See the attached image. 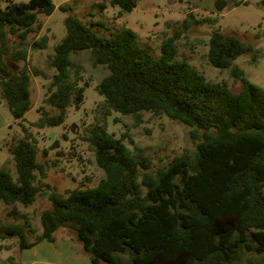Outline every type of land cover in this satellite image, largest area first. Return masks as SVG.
<instances>
[{"label":"trees","instance_id":"obj_1","mask_svg":"<svg viewBox=\"0 0 264 264\" xmlns=\"http://www.w3.org/2000/svg\"><path fill=\"white\" fill-rule=\"evenodd\" d=\"M137 1L109 4L120 8L121 17ZM214 5L218 14L228 6L226 0ZM54 9L52 0H9L6 8L0 6V96L15 119L24 120L31 107L32 77L24 53L14 56L24 61L18 71L4 60L7 33L19 38V46L26 45L27 35L40 26L39 16H50ZM70 9L61 6L64 12ZM64 23L66 36L50 59L56 73L44 99L57 112H41V107L36 127L62 125L66 109L82 103L81 78L70 81V56L90 50L94 64L109 70L98 85L107 110L165 115L190 128L196 152L192 159L175 157L154 172L149 156L131 151L125 137L117 138L104 124L92 129L86 141L106 177L94 187L63 195L49 184H36L38 177L47 178L37 141L27 133L13 137L5 146L15 175L0 167V204L28 207L42 194L52 208L41 212L42 232L34 240L27 236L36 230L26 214L24 223L5 225L0 239L16 237L19 249L26 250L41 241L54 242L58 229L68 226L91 264H264V88L233 66L253 48L235 33L215 30L209 39L208 60L214 67L231 68L241 83L234 91L179 58L177 36L166 39L154 56L129 28L102 36L93 28L104 23L87 25L73 15ZM12 214L17 212L8 211Z\"/></svg>","mask_w":264,"mask_h":264},{"label":"rangeland","instance_id":"obj_2","mask_svg":"<svg viewBox=\"0 0 264 264\" xmlns=\"http://www.w3.org/2000/svg\"><path fill=\"white\" fill-rule=\"evenodd\" d=\"M52 1L55 5L53 13L50 16H39L40 26L27 35L26 45L19 46V38L7 33L4 60L14 72L18 71L24 61H15L14 56L24 53L32 77L31 107L24 120L15 119L6 101L0 96V126L5 127L3 130L6 134L0 137V147L9 154L5 143L11 138L24 137L27 133L30 140L35 139L40 148L39 161L45 163L47 173L46 179L37 178L36 184L41 187L49 184L58 193L65 195L69 189L98 185L106 174L98 166L93 147L86 138L92 129L104 124L108 132L117 138L124 136V142L131 151L136 153L141 150L149 156L154 172L168 165L175 157L192 159L196 152V142L191 138L190 128L165 115L145 111L134 116L123 115L113 109L107 110L105 99L98 92V85L109 70L105 65L94 64L90 50L72 53L70 56L73 63L69 69L70 81L75 84L77 77L81 78L79 86L84 87L82 103L79 106L72 103L66 109L62 125L43 128L34 125L40 119L42 110L51 114L57 112L45 104L44 99L56 73L50 66V59L56 45L66 36L64 21L69 15L76 16L87 25L97 21L104 23L105 27L93 28L102 36L129 28L136 33L140 44L147 47L154 56L160 55L161 45L166 39L177 36L179 58L188 60L208 80L226 82L232 90L239 91L241 83L232 76L231 68L214 67L207 57L213 31L235 33L254 52L239 56L233 66L240 68L250 82L264 88V0H226L228 6L219 14L215 9V0H139L131 12L121 17H118L120 8L110 5L109 0ZM98 3H106L107 7L100 9ZM8 4L9 0H0L2 9ZM62 5H70L71 9L64 12L61 10ZM205 18L209 20L204 22ZM39 109L41 112H38ZM24 127L27 132H24ZM44 149L48 151L45 155ZM3 167L15 175L11 156ZM4 207L0 208V231L7 224L24 223L23 215L26 214L36 230L35 234L27 235L32 241L42 232L41 212L51 209L52 204L46 195L39 194L28 207L19 203ZM12 209L17 212L16 215H8ZM74 233L68 226L56 232L58 244L62 246V255L56 261L67 262V246L70 245L71 258L77 264H91L90 254L85 252ZM24 253H28L27 256L35 255L34 251L20 250L16 237L0 239V264H31V259L23 261Z\"/></svg>","mask_w":264,"mask_h":264},{"label":"crops","instance_id":"obj_3","mask_svg":"<svg viewBox=\"0 0 264 264\" xmlns=\"http://www.w3.org/2000/svg\"><path fill=\"white\" fill-rule=\"evenodd\" d=\"M4 126H0V137H5V132H4ZM3 149L0 147V167H3L4 163L10 158V154L5 153ZM3 203L0 204V208H6L4 207ZM2 209V210H3ZM34 251L35 255H28V253H24V260H30L32 261L31 264H48L53 263V264H77L74 259L71 258L72 255V247L70 245L67 246V254H68V260L66 263H61L59 261H56V259L59 257V255H62V246L58 244L57 238L55 236V241L54 242H48V241H41L31 247L30 249L24 250L26 251ZM31 257V258H30ZM35 257V258H34ZM37 257V258H36ZM65 257V256H63Z\"/></svg>","mask_w":264,"mask_h":264}]
</instances>
